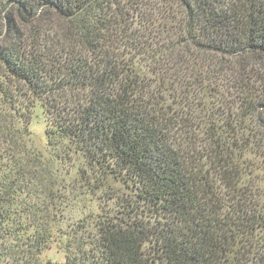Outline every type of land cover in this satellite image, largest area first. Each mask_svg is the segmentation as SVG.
I'll return each mask as SVG.
<instances>
[{
  "label": "trees",
  "instance_id": "trees-1",
  "mask_svg": "<svg viewBox=\"0 0 264 264\" xmlns=\"http://www.w3.org/2000/svg\"><path fill=\"white\" fill-rule=\"evenodd\" d=\"M0 102L57 153L0 154V264H264V0H0Z\"/></svg>",
  "mask_w": 264,
  "mask_h": 264
},
{
  "label": "rangeland",
  "instance_id": "rangeland-1",
  "mask_svg": "<svg viewBox=\"0 0 264 264\" xmlns=\"http://www.w3.org/2000/svg\"><path fill=\"white\" fill-rule=\"evenodd\" d=\"M165 6L168 9L169 5L165 4ZM167 15L169 16V9H168ZM40 24H44L43 27L47 26L49 28L56 30V29H59L60 25H64V22L63 20L59 19L57 16L52 15L51 22L45 23V21L42 20ZM25 26L26 25L23 24L22 28H27ZM27 38L29 37L27 36ZM4 39L5 40L7 39V34L1 42L5 43ZM24 97L26 96H23L22 98ZM5 112L6 113L9 112V109L8 108L2 109V104L0 102V154H3L4 158H5V152H8L9 150H11V148L15 147V145L18 148H22L23 143L26 144V148L29 151V156L31 157H33L34 154L36 156L41 155L43 159H46V161H51V157L52 158L55 157V155L57 154L56 151L52 147L47 145V139L45 135L46 119L38 103H36L35 107L32 108L31 113L29 114V120H28V123L26 124L28 135L26 134L24 135V137L22 136V139L19 138L20 141L18 143H15V137L17 136V134H19L18 133L19 130L13 131L12 129L11 130L12 132H8V128H6L8 124L6 121L2 120V115ZM11 120H14V122L13 121L12 122L15 124L16 128L18 129H21L24 125L23 124L24 119L22 118L16 117L14 119L11 118ZM13 132H15L16 135ZM64 150L67 151L68 149H65V148L62 149L61 147V151H59V153L60 152L63 153ZM69 156H71L69 160H65V159L56 160L57 163L54 165L53 173L56 174L55 175L56 177L58 176L57 178L52 175L49 178V176L45 174L44 179H43L40 176L39 172H37L36 174L32 176H28L27 179H25L27 183L24 182V186L22 189L23 192L20 198L23 199V196H26L28 192L32 193L34 190L38 191V193H39V190H42L41 192H43L45 190L43 186L44 187L46 186L47 189L49 188L54 191L58 189L57 187L58 184L59 186L61 185L62 186L64 185L66 187L71 186V188L77 189V187H72V186H78V184H80V181H81L80 175L78 173V167H82V166L86 167V166L84 164L85 163L84 160L78 154L71 153ZM36 171L38 170L36 169ZM115 186L116 188H120L118 183H116ZM59 190L60 192H63V189L61 187L59 188ZM71 196L73 199L71 201V205L68 207V209L66 208L65 210L66 216L70 215L73 217V214H81L82 212L87 210V208L95 207V205L94 207H91L93 203L91 200H89L90 196L85 195V194H81L79 196L78 190L74 191ZM44 258L52 259L56 261H63L64 253L59 249V247L56 246V244H53L52 248L48 249L44 253Z\"/></svg>",
  "mask_w": 264,
  "mask_h": 264
}]
</instances>
